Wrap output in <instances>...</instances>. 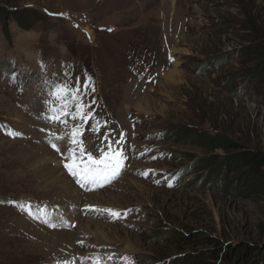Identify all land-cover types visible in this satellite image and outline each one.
Wrapping results in <instances>:
<instances>
[{
    "label": "rangeland",
    "instance_id": "374dc122",
    "mask_svg": "<svg viewBox=\"0 0 264 264\" xmlns=\"http://www.w3.org/2000/svg\"><path fill=\"white\" fill-rule=\"evenodd\" d=\"M0 16V264H264V185L236 150L181 138L264 152V0H0ZM77 81L83 161L124 134L103 187L64 167L80 122L46 119Z\"/></svg>",
    "mask_w": 264,
    "mask_h": 264
},
{
    "label": "snow or ice",
    "instance_id": "6c2138e0",
    "mask_svg": "<svg viewBox=\"0 0 264 264\" xmlns=\"http://www.w3.org/2000/svg\"><path fill=\"white\" fill-rule=\"evenodd\" d=\"M84 87H88L87 82ZM48 95L50 99L46 101V105L48 106L50 115H48L46 119L49 122L60 123L65 127H67V118L80 122L71 128L69 133V144L71 146L68 149V154L64 157V159L68 161L64 164V167L69 175L75 179V182L81 188H87L89 185L103 187L105 184L111 183L120 175L124 167V161L127 159L123 154L122 148L124 134H120V139L116 140L114 145L112 141L109 140L110 134L104 133V139L107 141V150L105 151L103 147L100 148L99 151L101 154L99 158H94L91 153H88L87 162L85 163L83 161L85 151L83 143L80 140V136L82 135L81 126L87 124L89 119H92V112L89 111L90 105H85L82 102L80 82L77 81L75 87L67 83L55 84ZM100 127L101 125L99 122L93 119L91 130L93 132H99ZM56 139L63 140L64 137L58 136ZM51 146L59 151L55 143H52ZM142 175L147 177L148 173L145 172L142 173ZM169 187H171V183H169ZM20 207L21 210L27 211L30 216L33 215L30 210V205H21ZM103 211L107 212L113 219L121 217V213L112 209H104ZM124 215H126V213ZM109 259H111V257H109ZM93 264H100V258L94 257Z\"/></svg>",
    "mask_w": 264,
    "mask_h": 264
},
{
    "label": "trees",
    "instance_id": "16d2710c",
    "mask_svg": "<svg viewBox=\"0 0 264 264\" xmlns=\"http://www.w3.org/2000/svg\"><path fill=\"white\" fill-rule=\"evenodd\" d=\"M14 15L13 19L18 20V26L22 31H28L36 21H38L39 17H35L34 14H27L26 18H22L24 16V12H15L12 13ZM1 18V16H0ZM21 20V21H20ZM181 138L184 140L182 144H200L205 145L208 150L214 151L218 148H225L227 150H236L235 160L238 165L244 166L246 169L245 173L249 176L254 177L257 182H259V186L263 187L264 185V152L254 149H243L240 145L222 137H209L205 134L201 135H190L185 134ZM231 159V158H230ZM250 192V191H247ZM223 250V248H222ZM219 248L217 251H206L207 254L212 255L215 259H217ZM242 252V249L240 250ZM225 255V254H224ZM252 260V259H251Z\"/></svg>",
    "mask_w": 264,
    "mask_h": 264
},
{
    "label": "bare ground",
    "instance_id": "6f19581e",
    "mask_svg": "<svg viewBox=\"0 0 264 264\" xmlns=\"http://www.w3.org/2000/svg\"><path fill=\"white\" fill-rule=\"evenodd\" d=\"M59 143V142H58ZM60 147V146H59ZM60 148H62V147H60ZM46 167V166H45ZM45 171H46V174L48 175L49 173H52L53 171H55L53 168H50V167H46V169H45ZM49 177V176H48ZM51 177V176H50ZM53 177V176H52ZM64 178V177H63ZM62 180H65V178L64 179H62ZM58 182V181H57ZM68 184V183H67ZM66 184V185H67ZM68 186V185H67ZM95 226V225H94ZM89 228V227H88ZM86 231V230H85ZM66 236V235H65ZM133 257V256H132Z\"/></svg>",
    "mask_w": 264,
    "mask_h": 264
}]
</instances>
